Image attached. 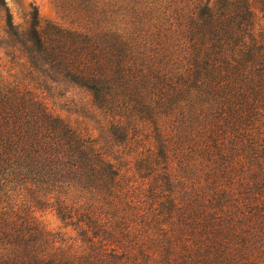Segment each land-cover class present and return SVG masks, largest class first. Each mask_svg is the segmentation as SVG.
Here are the masks:
<instances>
[{"label":"trees","instance_id":"obj_1","mask_svg":"<svg viewBox=\"0 0 264 264\" xmlns=\"http://www.w3.org/2000/svg\"><path fill=\"white\" fill-rule=\"evenodd\" d=\"M54 1L0 0V264H264V0Z\"/></svg>","mask_w":264,"mask_h":264},{"label":"rangeland","instance_id":"obj_2","mask_svg":"<svg viewBox=\"0 0 264 264\" xmlns=\"http://www.w3.org/2000/svg\"><path fill=\"white\" fill-rule=\"evenodd\" d=\"M13 16L16 25H26L30 14L35 10L38 12L43 22H50L62 27H70L71 20L65 18L64 14L57 8L54 0H4ZM4 13L0 10V40L1 32L4 26ZM6 58L4 51L0 48V72H7ZM50 109L57 115L70 121L74 125L82 128L85 132L91 134L100 141L102 129L97 113L93 107L91 96L85 90H82L72 84H48L46 89L41 92ZM43 219L52 230H58L62 227L56 217L46 214Z\"/></svg>","mask_w":264,"mask_h":264}]
</instances>
